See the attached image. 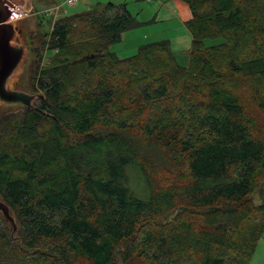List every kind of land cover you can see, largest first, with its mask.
I'll return each mask as SVG.
<instances>
[{
  "label": "trees",
  "instance_id": "16d2710c",
  "mask_svg": "<svg viewBox=\"0 0 264 264\" xmlns=\"http://www.w3.org/2000/svg\"><path fill=\"white\" fill-rule=\"evenodd\" d=\"M182 1L185 65L167 39L111 50L140 25L126 3L53 20L31 62L40 96L0 114L16 224L0 212V264L250 263L264 233V0Z\"/></svg>",
  "mask_w": 264,
  "mask_h": 264
},
{
  "label": "rangeland",
  "instance_id": "374dc122",
  "mask_svg": "<svg viewBox=\"0 0 264 264\" xmlns=\"http://www.w3.org/2000/svg\"><path fill=\"white\" fill-rule=\"evenodd\" d=\"M100 4L112 1L114 4H120L123 0H99ZM125 1V0H124ZM127 6L133 13L138 7L142 6L140 0H127ZM123 3V2H122ZM151 4V3H150ZM62 5V7H61ZM22 8L27 16L15 23L21 30L18 35L19 43L23 44L28 51V56L22 66L20 73L9 81V86L13 89L23 90L28 93H36L30 87V70L31 62L35 57L34 49L40 48L42 42L48 38L51 31L53 20L59 16L69 15L76 12H84L92 8L91 5L83 4L79 0L75 3H66L63 0H24ZM62 8L64 12L59 11ZM100 9V8H97ZM130 36V37H129ZM120 43L111 46V50L115 51L119 56L125 57L136 52L138 45L151 41L154 38H143L139 35H129ZM149 37H154L150 35ZM44 49V48H43ZM178 63L185 65L188 62V50H174ZM52 52L45 49L42 56V62L47 61ZM19 103H5L0 101V114L7 109H16ZM127 176V186L130 193L140 199L147 197L148 191L140 171L132 165H128L125 169ZM263 240L257 244L254 254V264H260L264 257V233Z\"/></svg>",
  "mask_w": 264,
  "mask_h": 264
},
{
  "label": "crops",
  "instance_id": "0c3cea01",
  "mask_svg": "<svg viewBox=\"0 0 264 264\" xmlns=\"http://www.w3.org/2000/svg\"><path fill=\"white\" fill-rule=\"evenodd\" d=\"M75 1L76 0H74L73 3H75ZM79 1L83 4L91 5L92 7L100 3L99 0ZM126 1L127 0H123L120 3L123 2L127 4ZM140 1L142 6L138 7L133 13L140 21V25L125 32L122 39L124 40L129 35H139L143 38H154L153 40L167 39L173 53L174 50L178 49H186L189 51L191 34L186 27L185 22L190 19L191 12L187 4H185L182 0ZM59 11L64 12L62 8H59ZM150 35H154V37H149ZM262 240L263 238L259 240L258 244ZM254 254L249 264H254ZM260 264H264V257Z\"/></svg>",
  "mask_w": 264,
  "mask_h": 264
},
{
  "label": "water",
  "instance_id": "95a60500",
  "mask_svg": "<svg viewBox=\"0 0 264 264\" xmlns=\"http://www.w3.org/2000/svg\"><path fill=\"white\" fill-rule=\"evenodd\" d=\"M24 0H0V101L5 103H19L32 106L39 93H28L23 90L13 89L9 81L17 76L28 56L25 46L18 41L21 30L12 22L7 21L9 7L22 5ZM0 212L12 227V234L16 231L14 218L9 206L0 199Z\"/></svg>",
  "mask_w": 264,
  "mask_h": 264
},
{
  "label": "built area",
  "instance_id": "2783aa9c",
  "mask_svg": "<svg viewBox=\"0 0 264 264\" xmlns=\"http://www.w3.org/2000/svg\"><path fill=\"white\" fill-rule=\"evenodd\" d=\"M63 2L73 3L74 0H63ZM9 10H10V15L7 21L12 22L14 24L17 21L24 19L27 16L25 10L22 8V5H15L13 8L9 7Z\"/></svg>",
  "mask_w": 264,
  "mask_h": 264
},
{
  "label": "flooded vegetation",
  "instance_id": "af4514ba",
  "mask_svg": "<svg viewBox=\"0 0 264 264\" xmlns=\"http://www.w3.org/2000/svg\"><path fill=\"white\" fill-rule=\"evenodd\" d=\"M16 27H17V26H16ZM18 35H19V34H18ZM18 35H17V36H18Z\"/></svg>",
  "mask_w": 264,
  "mask_h": 264
}]
</instances>
